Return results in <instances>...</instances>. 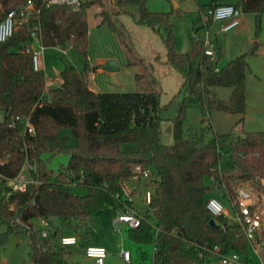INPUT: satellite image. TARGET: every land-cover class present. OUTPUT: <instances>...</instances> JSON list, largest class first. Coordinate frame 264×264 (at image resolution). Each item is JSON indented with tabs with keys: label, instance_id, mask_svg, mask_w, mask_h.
Instances as JSON below:
<instances>
[{
	"label": "trees",
	"instance_id": "obj_1",
	"mask_svg": "<svg viewBox=\"0 0 264 264\" xmlns=\"http://www.w3.org/2000/svg\"><path fill=\"white\" fill-rule=\"evenodd\" d=\"M45 1L31 0L28 18L0 42V180L12 179L25 169L30 180L7 197L0 195V221L6 225L0 232V245L11 233L25 232L30 264H67L71 245L63 244L61 238L74 236L87 246L95 214L135 208L132 196L143 180L149 188V202L140 225L128 228V236L139 245L153 244L150 264H199L214 247L223 254L248 255V240L240 226L223 215L210 214L206 200L214 187L224 188L234 197L236 187L246 181L264 190L260 185L264 178V130L243 129L248 58L256 56L261 45L256 38L264 0L232 3L255 16L254 38L245 51L221 65L218 57L206 55L200 32L212 21L207 11L223 3L199 5L190 48L177 51L173 11L150 10V0H78L71 5H46ZM25 2L0 0V20L4 9ZM90 7L96 8L93 17L99 20L98 26L106 24L120 43L128 45L129 36L116 17L133 14L130 7L137 9L133 17L137 25L154 34L165 30V62L181 75L185 89L178 91L181 98L178 114L171 120V144L160 137L159 91H93L88 88L87 63L82 70L65 65L59 71L60 82L45 89V72L33 69V30L46 48L70 44L87 56ZM175 12L181 16L182 10L176 8ZM129 47L133 52L128 46L125 53ZM212 86L230 87L228 98L218 97ZM192 107L203 116L212 110L238 114L232 127L238 134L229 142L231 165L227 169L219 167V146L231 131L212 132L210 119L204 117L198 128L188 129L184 114ZM58 153L68 156L67 163L48 167L47 160ZM136 165L155 171L142 176L134 170ZM123 185L129 188V196H125ZM53 218L64 224H54ZM211 218L215 221L212 226ZM32 219L47 220L45 236Z\"/></svg>",
	"mask_w": 264,
	"mask_h": 264
},
{
	"label": "rangeland",
	"instance_id": "obj_2",
	"mask_svg": "<svg viewBox=\"0 0 264 264\" xmlns=\"http://www.w3.org/2000/svg\"><path fill=\"white\" fill-rule=\"evenodd\" d=\"M199 4L204 5L208 2H211L210 0H199ZM156 4V7L158 9H162L159 11H173L172 16V33L174 35V47L177 49V51H184L186 50L189 40H190V34L192 32V24L193 20L198 14V4L195 0H152L150 1V6L154 7L153 5ZM176 4H179L176 6ZM176 8H180L182 10L181 16L176 14L175 10ZM95 7L89 8L87 13V20L90 22L91 27V40L93 41L96 36L100 37L102 41H105L104 45H107L106 49H111L117 51L119 50L123 52L125 47L131 46L132 48L134 46L131 42V39H129L127 43L125 42H118V39L115 37V35L109 31L107 25L105 24L102 29H97L96 27L92 28L93 23V14L95 11ZM131 11L137 13V9L135 7L129 8ZM244 13V12H242ZM242 15V14H241ZM246 16H251L252 22L251 25L248 27H243L242 33H244V38H246V34L250 38L252 35L254 36V29H255V16L251 13H246ZM129 19L133 22V16L132 14H129ZM262 21H261V29L258 32L259 35L257 37V41L262 42L261 45L264 46V14L262 15ZM134 24V23H132ZM139 26V25H138ZM141 27L145 28L144 26L140 25ZM128 26L126 25V28ZM148 29V28H147ZM210 30V29H209ZM127 33L131 32L126 29ZM129 31V32H128ZM211 31V30H210ZM204 30L201 31L203 34ZM140 34V33H139ZM165 34V30L162 28L160 29V34H153L155 39V48L150 46L151 48L155 49L156 56L155 60H152V55L147 52L142 47H148L147 45L139 44L138 53L129 52L126 54L127 59L125 63H122L121 71H119L115 76L114 79L107 82H102L99 85L100 90L99 91H159V100L161 103V117H162V123H161V134L160 137H162V141L167 144L172 143V136H170V129H171V120L175 118V116L178 114L179 105H180V98L181 94L178 92L180 89L182 92H184V88L182 89V86H180L179 80V74L176 70L167 71L168 74L165 79L161 80V76L159 75V70L157 69V64L160 63L161 57L159 53V48L163 47L162 43V36ZM130 35V33H129ZM128 35V36H129ZM141 35V34H140ZM165 36V35H164ZM224 36V35H223ZM97 37V38H98ZM130 37V36H129ZM158 38V41H157ZM247 40V39H246ZM146 42V40L144 39ZM143 41V43H144ZM249 43L251 42L248 39ZM93 43V42H92ZM132 43V44H131ZM159 43V44H158ZM36 47V44H34ZM213 49H217L216 42L214 44H211ZM228 47H226L221 55V58L218 60V64H224V62L228 61V59L234 58L237 55L240 54V50L237 45H232L229 43L227 44ZM94 45L91 44L89 47V60L87 59L88 54L86 57H83L81 54H79L70 44H66L63 49L66 50V53H62L59 49L60 47H49L44 48L43 55H46V61L43 63V72H45V76L47 79L54 78L57 74V70H60L63 67V63L65 61H70L72 64H75V67L79 70H82L85 63L89 64V62L93 61L94 54H93V48ZM104 47V46H103ZM99 48L101 51L103 49ZM223 49V46H222ZM245 51V49H243ZM150 57V58H149ZM155 61V62H154ZM160 67L162 68V65L160 64ZM167 67L165 64H163V68ZM249 67L250 69L246 73V84H248V89L252 92L256 91L257 85L258 88H262L264 91V52L260 53L258 56L249 57ZM169 69V68H168ZM166 70V69H164ZM59 73V72H58ZM259 77V79H257ZM261 77V78H260ZM178 80V82H177ZM254 82V83H253ZM250 83H253L250 85ZM212 90L215 92V94L220 98H228L231 88L228 86H212ZM253 97V96H252ZM253 100V98H252ZM261 103H255L253 101L249 102V107L255 111L256 108H259ZM212 132H215L217 134H226V132H229V137L226 138L223 143L219 146V150L222 154L219 167L223 169H227L231 165V159H230V152H229V142L230 140L234 139L235 136H237L238 132L233 130L234 123L239 119L238 114L236 113H223L221 111L212 110ZM219 114H227L229 118L226 120H223L222 122H217V119L214 118V115ZM2 111L0 110V119L2 118ZM202 117L209 119V116L206 114L205 116L202 115V113L199 111V109L192 107L187 108L185 110L184 119L186 123V127L190 130L198 128L202 124ZM250 119V118H249ZM214 120H216L214 122ZM248 123V122H247ZM243 129L244 131L249 130V125H244L243 121ZM250 131V130H249ZM185 134H187V130L185 128ZM46 156V155H44ZM68 161V156L64 153H58L52 155L49 160H47L48 167H51L53 169L57 168L60 164H65ZM61 166V165H60ZM150 171L154 172L155 170L151 167ZM23 174L28 177V174L26 172V169L22 171ZM15 186V183L8 179V180H0V195L2 197H7L9 194L10 189ZM149 190V188L145 185L144 181L142 180L139 185L136 186V191L132 196V202L135 209L140 215L144 211V209L147 207V203L145 201V194L146 191ZM79 191L81 193L85 192V189L80 188ZM217 197L221 202L225 204V206L230 207L225 196V189L214 187L213 190L210 193V196ZM230 209V208H229ZM113 214L112 209H106L103 211H100L95 214V221L93 224V228H96V231L90 232V239L94 238L96 235V238L104 239L110 248L118 247L121 239L119 236V232L114 228L113 223L110 228L107 227L105 220H109L110 216ZM112 220V218H111ZM52 222L58 226L63 225L64 223L57 219L53 218ZM32 223L35 225V228L40 230L42 228L41 224H39L38 219H32ZM45 228V227H44ZM6 229V225L1 223L0 221V232L4 231ZM96 232V233H95ZM64 233L66 235H69V231L66 226H64ZM123 239L126 242L125 246L128 244L134 243L132 239L128 236V228H125L122 230ZM136 244V243H134ZM137 246V252L135 254L136 249L131 248V253L133 255V258H135L134 264H150L151 258H152V243H145L143 245ZM139 247L141 250H139ZM67 264H94L93 260L90 258H87L83 254V247L80 244L77 245H71V254L67 255ZM123 259L119 256L113 257L112 264H121ZM241 261L244 263V259L241 258ZM213 259L210 258V256L206 257L205 264H213ZM215 262V261H214ZM261 262L264 264V253L258 257L257 255L250 254L249 259L244 264H261ZM31 258H30V245L29 241L27 239V233L25 232H18V233H11L8 239L6 240V243L3 245H0V264H30ZM242 263V264H243ZM123 264V262H122Z\"/></svg>",
	"mask_w": 264,
	"mask_h": 264
},
{
	"label": "built area",
	"instance_id": "obj_3",
	"mask_svg": "<svg viewBox=\"0 0 264 264\" xmlns=\"http://www.w3.org/2000/svg\"><path fill=\"white\" fill-rule=\"evenodd\" d=\"M46 5H51L54 3H65V4H76L78 0H46ZM32 2L31 0H26L24 4L20 6L11 7L4 17L0 20V42H5L8 37H10L17 25L21 21L26 20L31 13ZM242 13L241 8L234 6L232 3H223L217 5L215 8L207 11V15L212 19V21H224L221 25L220 30L227 31L231 28L236 27L240 23V14ZM204 35H201L204 44V51L206 55L214 57V51L211 48V43L208 38L206 30H204ZM33 43L30 46V53L32 55V64L34 70L42 69V52L44 50L43 44L41 43V38L33 30L32 34ZM198 38V35H195ZM36 44V47L35 45ZM29 50V49H28ZM62 53L66 50L63 48L59 49ZM25 127H28L29 131H32V126L27 120H24ZM134 170L141 172L142 176H147L149 174L148 169H143L136 165ZM212 179V178H211ZM15 186L10 189L9 194L12 190L22 189L25 183L30 181L27 179L26 175L21 172L12 179ZM261 187H264V178L260 179ZM259 186L252 184L251 182L240 183L235 189V196L231 197L225 189L226 200L230 207L225 206L217 197L211 196L206 200V209L208 212L214 216L223 215L235 225L240 226L243 235L248 240L249 252L251 254L260 257L264 253V190L259 189ZM123 191L125 196H129L130 191L125 185H123ZM224 189V188H223ZM8 194V195H9ZM7 195V196H8ZM150 193L146 191L145 201L149 202ZM230 208V209H229ZM141 215L133 208L127 209L126 211L117 212L113 217L111 222L114 228L120 232L121 227L135 228L140 225ZM39 224L42 228L40 229V235L43 237L46 235L49 224L46 219H40ZM45 227V228H44ZM63 244L73 245L77 243L74 236H63L61 238ZM208 255L205 256L204 260L199 262V264H205V259L207 256L214 255L217 257V261L213 264H233L239 261L240 255L236 252H229V254L219 253L216 247L208 251ZM84 254L95 260L97 264H102L105 257V249L102 246H86L84 248ZM120 255L125 261L130 259L129 251L121 248ZM261 264H263L261 262Z\"/></svg>",
	"mask_w": 264,
	"mask_h": 264
},
{
	"label": "crops",
	"instance_id": "obj_4",
	"mask_svg": "<svg viewBox=\"0 0 264 264\" xmlns=\"http://www.w3.org/2000/svg\"><path fill=\"white\" fill-rule=\"evenodd\" d=\"M150 1H152V0H150ZM150 1H148L149 2L148 3V7H149L150 10H153V11L162 10V9H158V7H156V4L153 5L154 7H151L149 5ZM195 1H197V4L199 6L200 5L199 4L200 3L199 0H195ZM210 1H217L218 3H234L235 2V0H210ZM90 8H92V7H90ZM88 10H87V13H88ZM132 13H133L132 14L133 17H135V15L137 14V13L135 14V12H133V11H132ZM241 14H240V23L236 27L231 28V29H229L227 31H223L222 32L220 30V27L224 23V21L223 22L222 21H210V23L208 24L206 32L208 34V38H209L210 43L214 44L216 42V44H217V49L216 50L212 48V45H211V48L214 51V57L215 58L218 57V60L221 58V55H222L224 49L226 47H228L227 44L229 45V43H230L232 45L233 44L237 45L239 50H240V54H241L244 51L243 49H245L247 47V45L252 42V40L254 38L253 35L250 38V35L248 36L246 34V38H244V33H242L243 27H248V26L251 25L252 18H251V16H246L245 12L241 13ZM128 15H129V13H122L121 15H118L116 18H117V20L120 22L121 26H123V28L125 30L128 28V30L131 31V32L128 31L130 33V35H129V33H127V34L130 36L129 39H131V42L133 43L132 46H134L132 48V51L134 53H138V49H139V44L140 43L142 45H147L148 47H146V48L142 47V48L145 50V52H147V54L149 53L150 55L153 56L152 60H155L156 59V56L154 55V54H156L155 49L150 47V46H152V47L155 48L154 45L156 43L155 42L156 37L153 35L154 33H152L146 27L143 28L140 25L138 26L135 23L134 19H133V22H132L131 19H129ZM98 23H99V20L97 18L93 17L92 28L96 27L97 29H102L104 27V25L98 26ZM132 23H134V24H132ZM126 25L128 26L127 28H126ZM91 32H92V30H91V27H90V22L88 21V31H87V37H88V44H87L88 57H87V59L88 60H89V52H88L89 47H90L91 44L94 45V47L92 48L93 49L92 52L94 54V58H93V61L89 62V64H88L89 67H90V72H89V76H88V88H91L93 91L97 92V91L100 90L99 85L101 83H99V81H102V82H107L109 80L112 81L114 79V76L119 71H121L122 63H125V61L127 59V55H126L127 53H125L124 50H123V52H121L119 50V48L117 49V51L111 50L109 48L105 50L104 48H106V46H107V45H104L105 41H102V39H100V37H98V36H96L95 39L92 41L91 37H90ZM200 34L204 35L201 32H200ZM144 39L146 40V42L144 41ZM248 39L251 41L250 43H249ZM256 40H257V38H256ZM143 41H144V43H143ZM157 41H158V38H157ZM260 43L262 44V42H260ZM101 46L102 47L104 46L102 51L99 49V48H101ZM222 46H223V49H222ZM189 48H190V40H189V43H188V46H187L186 50H188ZM263 52H264V46L260 45L259 48H258V53H257L256 56H258L260 53H263ZM159 53H160L161 60H160V63L157 64V69L159 70V75L161 76V80H163V79L166 78V76L168 74L167 71H171L170 69H172V68L165 62V52H164V48L163 47L159 48ZM110 57L116 58L118 60V65H119L118 71H115V72L104 71L101 68H99V64L103 63L107 58H110ZM252 57H255V56H252ZM228 60H230V59H228ZM45 61H46V55L44 56L43 53H42V61H41L42 62V70H43V63ZM248 63H249V58H248ZM160 64L162 65V68L160 67ZM163 64H165L167 67L163 68ZM65 65H74L75 66V64L74 63L72 64L70 61L69 62L65 61L63 63V67ZM164 69H166V70H164ZM60 70H57V74H56V76L54 78L47 79L46 76H45V89H48V88H51V87H55L60 82V77H59V73H60L59 71ZM179 76L180 77L177 78V79L179 80L180 86H182L181 85L182 84V77H181L180 74H179ZM257 79H259V77ZM178 80H177V82H178ZM259 81H260V79H259ZM253 83H250V85H252ZM245 84H246V77H245ZM258 85H257L256 91L252 92V91H250L248 89V84H246V92H245L246 109H245V113H244L243 118H244V125L248 124L250 131L264 130V91H263L262 88H260V87L258 88ZM252 98H253V100H252ZM251 101H253V102L257 103V104L261 103V105L259 106V108H256V110L253 111L249 107V102H251ZM211 112L212 111H210L207 115L209 116V119H210L211 124H212V120L211 119H213L212 118L213 114H211ZM214 118H216V119L218 118L217 122H222L223 120H226L227 118H229V116H227V114L226 115L225 114H219V115L217 114V115H214ZM215 121L216 120H214V122ZM116 213L117 212L113 211V214L110 216L109 220H105L106 225H107L108 228H110L112 226L111 218ZM93 224H94V222H93ZM93 224L91 226V231L94 232V231H96V228L95 227L93 228ZM125 228H129V227L122 226L121 227V231L119 232V236H120L121 242H120L118 247L116 246V247L110 248L109 245L107 244V242L104 239L101 240L99 238H96V235L94 236V238L90 239L89 242L87 243V246L99 245V246H102L105 249V257L103 259L102 264H112L113 257H115V256H119V257H121L123 259V257L120 255V249L121 248L129 251V255H130V259L128 261H125L123 259V261H122L123 264H134L136 256L133 258V255L131 253L132 251H131L130 247L136 249V251H135V254H136V252H137L136 244L137 243L134 242V243H136V244H134L132 242V244H128L127 246H125L126 242L124 241L123 234H122V230L125 229ZM77 244L81 245L79 240H77V243H75L73 245H77ZM82 247H83V254H84V248L86 246L85 247L82 246ZM139 250H141L140 247H139ZM153 250H154V247L152 248V252H153ZM250 254L251 253H248V255H246V256H240L239 261L236 262V263H233V264H242L243 262L241 261V258H243L244 259V263H246L248 261V259H249V255ZM84 256H86V255L84 254ZM86 257L92 259L94 264H97L93 258L88 257V256H86ZM210 258L213 259L212 263H214V261H217V257H215L214 255L210 256ZM122 262H121V264H122Z\"/></svg>",
	"mask_w": 264,
	"mask_h": 264
},
{
	"label": "water",
	"instance_id": "obj_5",
	"mask_svg": "<svg viewBox=\"0 0 264 264\" xmlns=\"http://www.w3.org/2000/svg\"><path fill=\"white\" fill-rule=\"evenodd\" d=\"M178 4H176L177 6ZM10 8L4 9V13H7ZM99 68H101L104 71H111L115 72L118 71L119 65H118V60L116 58H107L103 63L99 64ZM137 179V178H136ZM215 224V221L211 218L209 221V225L212 226Z\"/></svg>",
	"mask_w": 264,
	"mask_h": 264
}]
</instances>
